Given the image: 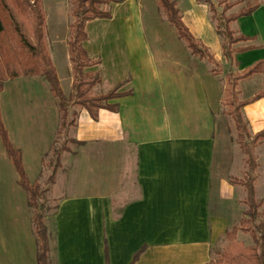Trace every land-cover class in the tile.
I'll list each match as a JSON object with an SVG mask.
<instances>
[{"label": "crops", "instance_id": "1", "mask_svg": "<svg viewBox=\"0 0 264 264\" xmlns=\"http://www.w3.org/2000/svg\"><path fill=\"white\" fill-rule=\"evenodd\" d=\"M144 2L124 0L108 5L110 18L104 19L122 33L119 48L123 63L120 71L113 64L104 72L99 54L100 84L108 81L103 92L118 87L117 92L127 93L108 100L116 109L99 108L95 118L79 108L69 130L75 147L60 154L58 164L52 167L54 179L47 192L55 203L51 216L57 236L56 264H130L134 256L132 264L206 263L211 258L210 249L217 248L226 229L245 210L243 186L230 182L228 168H223L226 141H230L220 109L223 80L210 72L205 58L193 56L185 45L172 42L174 48L168 50L161 38H153L152 43L143 30L140 36L125 35L124 28L129 29L134 20L143 27ZM197 6L208 10L203 4ZM181 16L191 34L222 63L221 39L213 35L214 27L207 30L205 23H195L191 9ZM239 19L235 31L248 39L237 44L250 48L233 53L231 67L238 69L235 72L264 60V5L255 6L250 15ZM94 20L85 23L84 44L88 24ZM52 64L61 86V76ZM255 76H260V86L252 87L247 80ZM24 78L28 86L14 88L29 94L40 88L39 97L47 107L42 119H51L44 145L31 152L33 164L28 170L23 144L10 133L8 136L21 151L25 173L32 183L43 170L42 156L54 138L57 104L44 80L38 81L41 87H33L34 77ZM261 90L264 63L262 71L238 80L236 86L240 100ZM242 113L251 135L264 129V96L244 104ZM0 115L7 129L1 95ZM254 156L259 172L260 161H264V137L255 145ZM6 164L8 177L0 175L3 218L6 201L16 204L19 194L27 203L17 189L14 167ZM255 175L254 187L259 178ZM15 215L6 218L9 223L4 224L5 229L11 231ZM74 230L76 245H71L66 237ZM8 251L12 253V248ZM3 256L0 248V264H7Z\"/></svg>", "mask_w": 264, "mask_h": 264}, {"label": "rangeland", "instance_id": "2", "mask_svg": "<svg viewBox=\"0 0 264 264\" xmlns=\"http://www.w3.org/2000/svg\"><path fill=\"white\" fill-rule=\"evenodd\" d=\"M177 4L176 6L179 9L180 14L185 16L186 12L191 9L192 20L195 23L206 24L207 30L209 26L214 27L215 21L211 16L209 10V5L202 0H172ZM216 1V0H210ZM225 3H233V5L226 10V13H235L239 8L246 6H258L260 4L264 5V0H225L219 7H222ZM197 4H203L208 7V10H204L205 7L201 8ZM110 5V4H109ZM103 9L108 10V5H103ZM143 27L141 28L137 21L132 22L130 19L131 27L126 30L125 35L127 36H140L142 30L144 35L151 38V42L155 43L153 38H161L168 50L174 48L172 42L177 43V45H185L184 41L180 39L174 28L164 19L159 6L156 0H145L143 4ZM41 10L44 15V41L45 46L50 56L51 62H54L60 76H61V90L66 98L70 96L72 89L73 81V67L72 62L70 61V53L68 42L72 36L71 24L74 21L72 16V0H41ZM2 18L5 24L6 33L3 36V39L7 43V61H14L16 64L22 65L24 60L27 58L26 51L22 48L17 41V37L12 31L11 25L7 20L6 14L1 11ZM93 20V19H92ZM87 27V43L82 45L87 52V55L95 62L91 66L83 68L85 74L92 75L95 71L99 70L100 55L102 57V68L104 72L106 70L110 71L111 66L114 64L117 66L118 71L121 69L123 63L122 51L120 52L121 45V36L122 33L120 30H117L112 24H109L105 19L96 18L94 22L88 24ZM240 19L232 21L230 23V28L237 34L235 29L239 28ZM85 26V25H84ZM123 29V30H124ZM215 29V28H214ZM85 30V28H84ZM208 32V31H206ZM215 37L217 34H213ZM205 36L208 37V34L205 33ZM111 42V43H110ZM244 45V43L236 44V46ZM179 47V46H178ZM179 50V49H178ZM186 51V50H185ZM100 54V55H99ZM222 63L219 62V65L210 63V68H214L217 73L213 75H219L225 87V71L221 68L225 65V59L222 57ZM97 65V66H96ZM226 66V65H225ZM54 67V66H53ZM55 69V68H54ZM222 69V70H221ZM232 72L238 71L235 66L231 68ZM56 72V71H55ZM24 77H34L32 86L41 87L40 81L43 80L38 75L33 76H17L10 78L6 75L2 82V89L0 90L1 95V112L4 118V122L7 126V134H11L18 140L19 144H23V152H25V162L27 170L32 163V150L36 149L38 146L41 147L44 145L45 139L48 135V128L51 124L50 118L42 119V116L46 114V108L44 99L40 96V88L35 89L36 93L29 94L23 88L15 89L14 87H27L28 82ZM19 78V79H16ZM31 81V80H29ZM39 81V82H38ZM251 86H260V76H255L252 80H247ZM108 81L100 82L94 85L89 91L90 95H98L105 93L104 88L107 86ZM44 83V82H43ZM47 87V84H45ZM60 85V83H59ZM249 85V83H248ZM71 86V87H70ZM246 86V83L241 84V90ZM224 90V88H223ZM107 92V91H106ZM36 95V98L33 96ZM238 97V96H237ZM52 99L55 104H57L56 98L52 95ZM239 99V98H238ZM240 100V99H239ZM220 109L224 113L226 120V127L228 133L226 134L230 137V141H226L227 155H225L224 167L228 168L226 173H229L228 179L240 180L243 178L245 171L247 170V165L245 163V155L239 147L238 143L235 140V131L234 124L231 119V116L227 112V105L224 102L223 94L220 98ZM81 108L78 106H73L72 110L76 111ZM57 109V125L54 132V138L48 151L42 156V165L43 170L39 174V178L35 182L39 183V188L43 189L42 198H40V203L42 205L39 209L40 213L43 215V223L45 226V231L47 235V261L49 264H56V231L54 227V220L51 214L55 206L53 198L50 193L47 192L50 189L51 182L54 179V176H51L52 165L55 162L56 156L52 153L50 148L57 150L58 155L62 154L65 151L73 149L75 146L71 142L69 130L74 123L75 117L69 115L66 119H60V112ZM2 119V118H1ZM72 121L73 123L70 124ZM227 139V138H226ZM14 140V139H13ZM11 142V141H10ZM17 142V141H16ZM13 145V144H12ZM14 146V145H13ZM15 147V146H14ZM255 147V146H254ZM21 152V151H20ZM254 154V149H253ZM59 157V156H58ZM255 157V156H254ZM22 159V157H21ZM13 166L9 157L6 155L5 150L0 141V175L4 174L8 177V173L4 169L5 164ZM6 164V165H7ZM33 164V163H32ZM259 175L258 181L255 184V194L256 199L261 201V206L259 207L260 218H264V161H260L259 172H256V169L251 172L252 177L255 179V174ZM31 175V172L29 171ZM29 175V176H30ZM27 176V175H26ZM33 183V182H32ZM7 187L10 186L6 184ZM17 189L23 195H27L25 191L16 182ZM12 186V184H11ZM3 192V191H2ZM19 192V193H20ZM6 197V196H5ZM53 201V202H52ZM4 209H6V218L11 214V218H14V212H16L17 219L16 221H11V231L5 229L4 224L9 223L8 220L4 217L2 210L0 211V248L4 250V256L6 258L7 264L12 260V264H36L35 261V251H36V237L34 234L33 222H32V210L27 207V203L22 199L21 195H17L16 204L12 201L11 204L6 201L5 205L3 204ZM243 207L246 209L247 205L244 202ZM10 213V214H9ZM242 214L234 225L239 227ZM7 222V223H6ZM9 227V226H6ZM65 238V237H64ZM74 245H76V230L73 231L71 236H67L66 239ZM237 240L240 241L243 245L252 244L250 234L247 232H242L238 230ZM228 245L226 239L222 238L220 243L217 246V249L224 250ZM10 247L12 248V253H9ZM7 249V250H6ZM6 251V253H5ZM3 256V257H4Z\"/></svg>", "mask_w": 264, "mask_h": 264}, {"label": "trees", "instance_id": "3", "mask_svg": "<svg viewBox=\"0 0 264 264\" xmlns=\"http://www.w3.org/2000/svg\"><path fill=\"white\" fill-rule=\"evenodd\" d=\"M124 0H72V16L74 21L71 24L72 36L68 42L70 61L73 67V81L70 96L66 98L59 85L57 75L50 56L45 46L44 37V15L41 10V0H0V90L6 75L10 78L17 76H40L48 85L51 95L56 98L57 108L60 112V119H66L70 114L76 116L73 106L85 108L89 114L95 118L99 108L110 110L116 109V104L108 103V100L119 97L127 92H117L118 87H113L105 93L90 95L91 88L100 82V74L95 71L92 75L85 74L83 68L93 65L95 62L87 55L82 42L86 39L84 25L87 21L100 18H110L109 10L103 9V5L120 3ZM225 0H202L209 5L211 16L215 21L214 28L216 34L221 39V52L225 59V65L221 68L225 71V87L223 90L224 102L227 105V112L231 116L234 124L235 140L245 155L247 170L240 180L230 178V182L241 184L245 191V204L247 208L242 211V218L239 227L232 224L222 238L228 242L227 247L222 251L210 249L211 258L202 264H264V218H260L259 207L261 201L256 199L254 178L251 175L257 163L253 154L254 146L264 137V129L254 133L248 130L247 122L242 113L244 104L264 96V90L258 91L252 97L239 100L236 86L238 80L248 77L253 73L263 70L264 60H257L240 72H232L230 67L233 64V53L249 49L250 46H236L238 42L246 41L247 36L237 33L230 28V23L239 17L250 15L255 6L239 8L235 13H226L233 3H225ZM164 19L174 28L177 36L182 39L190 54L197 58H205L214 65L219 62L208 52L188 30L182 21V16L178 7L172 0H156ZM1 11L6 14L12 31L17 37L18 44L25 49L27 58L23 64H16L14 61H7V43L3 39L6 33L4 20ZM221 69V70H222ZM212 74L217 71L210 68ZM70 124H72V121ZM0 141L9 157L17 175L18 184L27 194V205L32 210V222L36 237V262L37 264H49L47 261V235L43 223V215L40 213L42 205L40 198L44 192L39 188L38 182L30 183L21 159V152L15 148L8 137L0 115ZM56 156L52 165L54 168L58 164L59 155L57 150L50 148ZM52 168L51 176L53 177ZM247 232L250 234L252 244L243 245L237 240V232ZM133 257L130 264L135 260ZM106 264L107 261H106Z\"/></svg>", "mask_w": 264, "mask_h": 264}]
</instances>
